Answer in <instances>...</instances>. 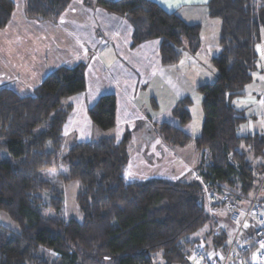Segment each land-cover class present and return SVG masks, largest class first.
Instances as JSON below:
<instances>
[{
    "label": "trees",
    "instance_id": "obj_1",
    "mask_svg": "<svg viewBox=\"0 0 264 264\" xmlns=\"http://www.w3.org/2000/svg\"><path fill=\"white\" fill-rule=\"evenodd\" d=\"M72 0H24L32 20L55 21ZM209 0V16L221 22L219 54L211 59L217 75L198 86L203 121L193 146L206 155L200 181L188 183L127 179L130 133L116 143L111 137L62 149V127L71 110L63 101L85 90V65L61 67L44 78L32 96L19 97L0 89V149L14 165L0 162V211L18 228L0 225V264H154L161 253L164 264H188L181 241L211 221L206 190L221 194L239 191L247 198L256 188L248 159L264 156V134L237 135L246 121L233 101L244 95L252 73L262 62L257 47L264 39V0ZM95 6L122 16L133 27L131 47L160 40V59L177 64L182 52L200 48V25H188L174 12H165L151 0H95ZM13 0H0V29L9 22ZM190 100L172 110L181 125L190 121ZM115 96L103 95L87 111L93 126L110 131L115 126ZM170 147H183L191 138L169 124L157 125ZM64 166L61 183L78 182L75 201L82 221L63 219V196L39 176L42 170ZM47 193V197L43 194ZM50 210L51 216L43 214ZM225 238L213 243L225 248Z\"/></svg>",
    "mask_w": 264,
    "mask_h": 264
},
{
    "label": "crops",
    "instance_id": "obj_2",
    "mask_svg": "<svg viewBox=\"0 0 264 264\" xmlns=\"http://www.w3.org/2000/svg\"><path fill=\"white\" fill-rule=\"evenodd\" d=\"M151 1L165 12H174L188 25H200V48L195 55L185 52L177 64L163 65L159 53L160 40H148L131 47L132 25L126 18L95 6V0H72L55 21L29 19L24 12V0H13L11 18L0 29V89H9L19 97L32 96L44 78L56 69L72 68L82 63L85 65V90L63 101L71 110L61 131L62 149L65 151L75 144L107 137L118 143L129 132L128 180L200 181L201 168L208 161L206 155L197 152L193 146L192 139L198 135L194 134L191 116L187 124L181 125L173 117L172 110L185 98L191 104L190 96L196 88L210 84L209 79L215 80L217 72L213 69H209V77L203 80H198L194 73L202 67L213 68L211 59L220 52L221 22L209 16V0ZM261 76V82L257 77L256 83H249L244 95L232 104L246 119L241 124L247 126L246 135L264 134L263 119L248 121L249 113L254 117L264 108L263 74ZM150 86L155 93L148 92ZM145 93L147 95L144 96ZM109 94L115 96V126L104 132L93 126L87 111L99 97ZM150 102L154 104L155 115L147 113L146 103ZM188 112L190 115L189 108ZM200 118L202 125L203 114ZM162 123L181 129L191 141L183 147L168 146L157 132V125ZM259 165L263 164L252 163L254 169ZM259 173H264V165ZM259 175L256 174V181ZM251 195L234 199L232 195L229 197L206 190L210 222L216 226L214 233H208L212 236V243L205 248L207 253L213 255L222 250L213 243L214 236L222 235L226 244L234 231L233 228L228 234L221 228L223 221L232 225L228 207L221 198L228 197L238 206L245 207ZM212 196H217V201ZM194 243L186 241V246Z\"/></svg>",
    "mask_w": 264,
    "mask_h": 264
},
{
    "label": "rangeland",
    "instance_id": "obj_3",
    "mask_svg": "<svg viewBox=\"0 0 264 264\" xmlns=\"http://www.w3.org/2000/svg\"><path fill=\"white\" fill-rule=\"evenodd\" d=\"M260 2H261V0H256L255 4L259 5ZM257 51H258L259 56H260L259 59L262 61V59H263L262 54L264 53V39L263 38H262V42H261L260 46L257 47ZM182 53H183L182 54V57H183L185 52L183 51ZM188 57L190 58V56H188ZM180 63H183V62H180ZM261 67H262V63H259L257 65V69L252 73V81H251L252 83H256L257 77L259 79V82H261V77H262L261 76L262 73L260 71ZM209 69H213V71H216L214 67L213 68H209V66L208 67H202V68H199L197 70V73H194V76L197 77L198 80H203L202 78L205 79L206 77H209V74H210ZM187 75H188V73L185 74V76H187ZM213 81H214L213 79H212V81L209 79V83H212ZM204 82H206V81H204ZM206 84H208V83H206ZM148 92L149 93H152V92L155 93L156 91H155V89H152V87L150 86ZM145 95H147V94L145 93L144 96ZM261 97L262 96L260 94V98ZM190 99H191V104L189 105L188 108H189L190 116H191V125L193 127L194 134L199 135L200 128H201L200 127L201 126V118L200 117L202 115L201 114V106H200L201 95L197 91H195L190 96ZM261 102L262 101L260 100V104H261ZM153 105H152V102L146 103V110H147L148 114L155 115L156 112H155ZM261 106H262V104H261ZM162 107H163V105L161 106V108ZM249 114H250L248 116L249 122L252 120V118L258 119L259 121H261L263 119V121H264V108H263V110L261 108L260 113H258V114L255 113L254 117H252L253 113H249ZM246 132H247V126L240 125L239 128L237 129V135H239V136H245L247 134ZM1 143H2V141L0 140V144ZM177 149H179V148H177ZM248 159L249 160L251 159L250 156L248 157ZM251 161L253 164H263L264 165V156L254 160V161L253 160H251ZM0 162H8V163L14 165L18 162V159L12 158L7 152L0 149ZM65 172H66V168L64 166H57V167L55 166V167H52L50 169L42 170L39 173V176L43 179L48 180L52 184L53 188L56 191L62 193V196H63V198H62L63 199L62 218L65 220L72 218L74 220L81 222L82 221V215L79 212V209H78L76 201H75V197H76V194L80 188V184L78 182H70L67 184L61 183L58 179V176L61 174H65ZM256 174L259 175L260 173L257 171ZM258 177H259V179L256 181V184L259 180H261V175H259ZM142 180H145V179H142ZM225 191L226 192L221 193V194L227 195L229 197H230V195H232L235 197L234 199H238V197H241L238 190H236V191L225 190ZM251 194H253V192ZM47 196H48L47 193L43 194L44 198ZM212 199L214 201H217L218 197L212 196ZM210 203H212V202H210ZM216 207H218V206H216ZM43 214L46 216H51L50 210H44ZM0 225H2L4 228L9 229L11 231H17L18 230L16 224L14 222H12L8 218V216L1 211H0ZM220 225H221V228L223 231H226L228 234L232 233V230L234 228L233 224L232 225L229 223L227 224L226 222L223 221L222 223H220ZM215 231H216V226L212 222H210L207 225H205L201 230L196 232L195 234L184 238L181 241V245L186 251H188V253H191L194 245L191 244L190 246H186V241L187 242H195L194 244H197V245H199L205 249L212 243L211 242L212 236L210 234L208 235V233H210V232L214 233ZM160 255H161V253H157L154 256H152V261L154 262V264H164V261L162 260Z\"/></svg>",
    "mask_w": 264,
    "mask_h": 264
},
{
    "label": "built area",
    "instance_id": "obj_4",
    "mask_svg": "<svg viewBox=\"0 0 264 264\" xmlns=\"http://www.w3.org/2000/svg\"><path fill=\"white\" fill-rule=\"evenodd\" d=\"M264 107V101H263ZM264 173L245 207L222 197L228 207L229 221L234 224L225 248L209 254L195 244L188 254V264H264Z\"/></svg>",
    "mask_w": 264,
    "mask_h": 264
}]
</instances>
